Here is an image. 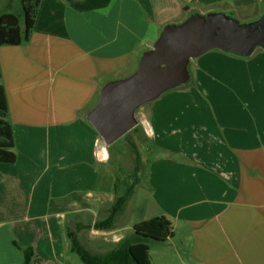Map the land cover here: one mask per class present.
<instances>
[{
  "label": "crops",
  "instance_id": "1",
  "mask_svg": "<svg viewBox=\"0 0 264 264\" xmlns=\"http://www.w3.org/2000/svg\"><path fill=\"white\" fill-rule=\"evenodd\" d=\"M254 1L39 0L28 43L0 46L16 155L0 163V264H23L27 249L31 264L40 256L56 264L64 252L52 228L73 214H92L76 237L113 233L93 229L114 202L98 171L109 146L86 119L102 87L134 73L162 26L186 12L246 15L263 0ZM194 60L189 82L140 107L128 132L140 133L150 154L139 155V222H171L175 264H264V51L240 58L213 50ZM70 195L72 211L50 212Z\"/></svg>",
  "mask_w": 264,
  "mask_h": 264
},
{
  "label": "water",
  "instance_id": "2",
  "mask_svg": "<svg viewBox=\"0 0 264 264\" xmlns=\"http://www.w3.org/2000/svg\"><path fill=\"white\" fill-rule=\"evenodd\" d=\"M258 48L264 51V7L245 23L225 11H192L161 29L134 73L104 84L86 119L102 144L110 146L137 126L140 107L189 82L191 60L213 50L247 58Z\"/></svg>",
  "mask_w": 264,
  "mask_h": 264
},
{
  "label": "rangeland",
  "instance_id": "3",
  "mask_svg": "<svg viewBox=\"0 0 264 264\" xmlns=\"http://www.w3.org/2000/svg\"><path fill=\"white\" fill-rule=\"evenodd\" d=\"M257 0L254 1L256 3ZM246 4V3H245ZM264 7V1L261 2L258 9L254 13H247L246 15L242 13H238L235 11H225L227 13H232L236 16V18L240 22H250L252 20H255L261 13L262 8ZM193 10H190L191 12ZM207 12V10H202V12ZM250 12V11H249ZM4 14H13L17 16L20 19V27L23 28V12L21 7V0H0V17ZM188 14L186 12L183 16V18L169 22V23H178L181 20L184 19V17ZM168 23V24H169ZM163 28V26H162ZM161 28V29H162ZM257 52L262 51L261 49H256ZM195 60L191 61V64L189 66V70L191 71ZM130 76V75H129ZM128 77V76H127ZM126 78V77H125ZM153 105V103H148L143 105L141 108L143 110L150 108ZM140 108L136 111L138 114L140 111ZM100 138V137H99ZM132 145L134 146V149L132 148ZM146 145L144 138L140 133H127L125 136H123L121 139L116 141L114 144L110 145L108 147L111 159L109 163L105 166H100L98 169L99 174L101 176V181L104 177L106 188L109 189L110 193L114 196V199L116 195H122L127 190V187L129 185H132L134 183V177H133V170L135 166V152L139 153L141 159L144 161L146 158L149 157L150 154L144 151L143 147ZM143 164V162H142ZM140 176V174H139ZM142 184H137L133 195L129 199V201L126 203L124 209L122 212L117 216L116 224L114 228L112 229L113 233H110V235L106 236L103 240V237L101 238H92L91 235H89V232L83 230L78 234L79 236L76 237L78 243L80 246L89 254L93 256H98L101 254L106 253L109 250H114V248L117 247L118 244L111 246L109 242L112 240H115L116 238H121V241L124 242L126 240H129L133 237V231L132 227L135 223H138L142 217H144L141 212V208L143 207V192H142ZM75 199L78 201V204L82 206L85 203V200L82 198H78L75 196ZM112 202L110 204V209L113 206ZM58 206L57 203H55ZM61 204H59L60 206ZM63 206H67V211H72L70 207H68V204H63ZM109 215L108 212L101 211L96 218V222L103 221L106 219V217ZM96 217V216H95ZM92 220V214L91 213H80V214H73L67 217L65 221H62L61 228L60 229V239L58 238V228L53 227L51 233L53 237H55V240L58 241V247H60L61 251H63V257L59 258V260L56 259V264H83L77 255V253L73 250L72 242L69 237L70 233L75 234L76 236V230L77 227L80 228L79 225H88L90 221ZM32 224V223H31ZM56 229V230H55ZM120 230L119 232L116 230ZM55 230V231H54ZM49 233V232H48ZM95 239V240H94ZM148 246L150 247V260L153 264H175V258H174V248H172L171 245H169L167 242L159 243L155 241H148ZM163 254V255H161ZM36 264H54L55 261H52L49 258H44V256L37 257L35 260ZM52 261V262H50ZM32 262V260H31Z\"/></svg>",
  "mask_w": 264,
  "mask_h": 264
},
{
  "label": "trees",
  "instance_id": "4",
  "mask_svg": "<svg viewBox=\"0 0 264 264\" xmlns=\"http://www.w3.org/2000/svg\"><path fill=\"white\" fill-rule=\"evenodd\" d=\"M264 1V0H263ZM39 0H21L23 12V28L20 27V19L13 14H4L0 17V46H20L28 43ZM1 79V73H0ZM134 149V146L132 145ZM135 168L133 170L134 183L127 187L122 195H116L109 215L103 221L95 222L93 229L98 231H110L116 224L117 216L122 212L126 203L133 195V191L139 182L140 157L135 152ZM16 161L14 153V140L11 124L8 120V107L6 96L0 84V163L13 164ZM74 200L73 195L53 200L50 212L53 209L68 204ZM55 203L58 204L55 207ZM59 204H61L59 206ZM133 237L120 242L114 250L104 254L93 256L86 252L78 243L75 234L70 233L73 250L79 256L83 264H151L149 257L148 241L159 243L166 242L173 235L171 222L158 216L139 222L133 226ZM23 264H31L33 253L30 249L24 250Z\"/></svg>",
  "mask_w": 264,
  "mask_h": 264
}]
</instances>
